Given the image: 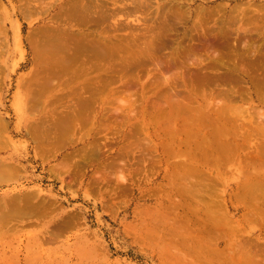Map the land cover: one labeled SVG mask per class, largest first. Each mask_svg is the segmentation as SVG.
I'll use <instances>...</instances> for the list:
<instances>
[{
    "label": "rangeland",
    "instance_id": "1",
    "mask_svg": "<svg viewBox=\"0 0 264 264\" xmlns=\"http://www.w3.org/2000/svg\"><path fill=\"white\" fill-rule=\"evenodd\" d=\"M23 1L0 0V117L7 124L6 149L1 153L3 156L14 157V162L21 163L23 167L21 175L10 185L0 186V199L9 194L24 195L33 192L34 197L30 200L33 209L10 220L9 224L13 225H8L9 230L3 229L4 233L0 235V264H264V213L260 214L264 212V188L253 191L255 194L260 191L253 196L254 200L251 199L254 202L246 199V203L236 198L243 186L249 183L248 172L254 169L247 171L245 165L223 157L220 169L207 168L201 173H195L194 179L202 187L214 191L212 194L217 203L209 209L215 211L216 219L212 220L213 215L208 217L206 212H202L200 216L204 213L203 217H199L195 209L194 214L189 212L191 217L188 218L190 214H187L184 198L174 191L173 182L178 173L189 176L185 180L193 178V173L188 174L180 167L188 163L187 157L175 153L170 155L165 150L169 132L184 129L183 122L175 119L170 105H159L157 111L151 105L144 106L146 99L143 100L141 93H138L143 86L147 90L150 88L146 97L157 100L164 92H168V88H163L161 92L154 89L147 72L149 68L150 73L154 72L158 60L171 63L173 60L181 63L179 67L170 71L164 66L162 71L170 76L180 77L176 82V92L189 104L184 112V120L189 124L198 123L202 112H198L197 116L194 112L200 105L203 107V104L208 103L202 97H210V92L222 89L216 87L224 86L222 90L238 92L235 100L250 110L246 112L249 115L241 120L243 123L246 121L245 126H250L248 121L264 125V116L260 115L261 110L264 111V103L252 87L251 76L234 69L237 62L240 65L243 61L248 65L250 61L256 60L262 65L261 72L257 70L256 74L263 75V59L261 61L244 57L243 60L240 59L241 56H234L228 48H223L220 52L225 56L216 55L218 60L214 54L210 55L213 59L206 55L202 59H187L184 56L186 44L189 46L191 41L180 39L197 27L219 30L233 26L237 30L242 26L249 31L260 28L261 35L257 32L252 36L248 34L244 36L245 40L242 37L243 41L239 44H244L247 40V47L260 46L264 52V0H143L144 5H140L142 8L137 5L142 0H137L138 3L136 0H99L106 1L108 5L106 19L89 28L79 26L81 30H107L116 34V41L134 34L143 42L149 35L148 38H151L150 28H153V33L160 27L168 26L173 32L172 36L164 42H154L156 50L152 54L159 59H150L148 67L132 66L127 73L122 74L140 75L142 82L145 81L129 90H135V94H139L135 109L137 112L131 114L136 116L134 119L124 120L121 115V112L129 114L131 111L127 105L120 103V99L124 97L119 92L123 84L117 79L100 93L95 105V110L99 111L96 113L95 123L84 124L82 129L73 132L74 134L69 133L61 140L55 136L52 139L55 143L51 139L46 140V149L44 146L40 148L28 134L30 128L38 125L35 122L59 117L71 103L77 101L78 96L88 97L90 94H84L79 89L65 88L62 86L64 78L57 79L58 83L50 90L41 89L39 83L35 82L37 75L43 80L45 70L41 65H35L28 37L34 31H40L41 36L51 27V18L56 19L61 4L69 0H57L58 3L55 0H39V4L43 6L33 2L30 8L34 11L25 10L27 3ZM49 4L52 6L49 7ZM33 5L43 9L37 8L38 12ZM117 9L123 12L118 13ZM44 10L46 12H42ZM55 19L54 21L57 20ZM95 26L98 30H95ZM157 41L158 45L155 44ZM241 48L242 44L238 46V50L243 53ZM176 49H179V53L185 51L179 54L183 56L179 61L169 59ZM99 62L102 61L94 59L88 62L85 68L88 73L82 76L79 74V79H94L96 82L99 77L118 78L121 69L115 66H97ZM77 70L82 69L80 67ZM215 75L220 78L216 79ZM64 76L70 78L72 73ZM182 78L184 80L180 81ZM180 94L188 95V98ZM196 94L205 96L198 97ZM192 98L191 102L187 100ZM222 98L216 96L214 100H210V108L221 105ZM123 106L127 108L123 110ZM117 109H120L119 113L116 112ZM158 109H162L159 114ZM144 111L147 113L146 117L141 115ZM107 113L108 122H116L117 118L120 120L122 117V122L118 123L119 130L113 131L115 134L100 129V126L107 123L104 118ZM258 120L260 122L256 123ZM258 138L263 140L264 147V136L263 139L262 136ZM94 143L97 145L93 147ZM98 145L103 146L102 149H97ZM252 152L250 146L244 147L241 159ZM262 172L264 169L261 171L263 175ZM6 193L8 194L5 196ZM219 204L224 205L222 209H219ZM17 225L18 230L12 228Z\"/></svg>",
    "mask_w": 264,
    "mask_h": 264
},
{
    "label": "bare ground",
    "instance_id": "2",
    "mask_svg": "<svg viewBox=\"0 0 264 264\" xmlns=\"http://www.w3.org/2000/svg\"><path fill=\"white\" fill-rule=\"evenodd\" d=\"M55 1H56V3H58L57 0H55ZM23 2H26V1H23ZM33 2H35L39 6H43V5L39 4L40 3L39 0H27V2H26L27 4L26 5L24 4L26 6V8L24 6L25 10H32L33 8H30V7H32ZM136 2L138 3L137 0H136ZM142 2H143V0H142ZM142 2L139 1V3L137 5L143 6L144 2L143 3ZM56 3H54V5ZM115 3H117V1ZM42 4H43V1H42ZM61 5H60L61 7L59 9V15L57 16L58 18L56 17L57 20L55 19V17L51 18V25H52L51 27L47 28L46 31L43 32L41 36H40V33H41L40 31H36V32L34 31V33H31V35H29V37H28L29 42H30L32 49H33V52H34V63H35V65L36 66L41 65L42 69L45 70V74L43 75V80H40V77H37L38 76L37 75L35 78V82L39 83L41 89L50 90V89H53L54 86L58 83L57 79L64 78V81L62 82V86L64 85L65 88L72 89V90L79 89L84 94H88V92H89L90 96H88V97H85L82 95L78 96L77 101L73 104L71 103L70 106L67 108V111L64 114H61L59 117L54 118L53 120H43V121L35 122L36 124L38 123V125H35V126L33 125L32 128H30V130L28 131V134L32 137L33 140H35L37 142V144L39 145L40 148L43 147L47 143L46 140L51 139V141H52L53 137H55V136H57L58 140H61L64 137H66L67 135H70L69 133L72 134L73 132L75 133L77 130L82 129V125L87 124V123H90V124L95 123L96 113H99V111L95 110V105L97 103V100L100 97L99 96L100 93H102L104 90H106L107 87L111 83H113L115 80L118 79L123 84V88L119 92H121V94L124 95V97L122 96V98L120 99V103L127 105L129 107V111H131L129 114H127V113L123 114L121 112V115H122L124 120H125V118H126V120H128V119L132 120L136 117V116L134 117V115H131V114H133V113L135 114L137 112V111H135L136 106L138 104L137 98H139V94L141 93L140 94L141 98H143V100L146 99L145 100L146 105H144V106L149 107L151 105L156 110L157 106H159V105H164V104L170 105V107L173 108L172 113H174L173 116L176 117L175 119L178 122H183L184 129L179 128V129H176V130L169 132V135H168L169 141L166 144L165 150H166L167 154H170V155L172 153L173 154L175 153V155L187 157L188 163H186L185 165L182 164V165H180V167L182 166V168H184L188 174L193 173L192 174L193 178H191L192 176L190 177L192 180L191 179H187L188 181L185 180L189 176H184L185 174H181V173L176 174L174 176L175 179L173 178L174 179L173 183L175 185L174 191L179 193L184 198V203H186V208H187V214H190L191 212L194 214L195 213L194 209H195L198 212L199 217H203L204 213L201 216H200V214L202 212H206V215L208 214L207 215L208 217L210 214L213 215V218L207 217L208 219H211V218H212V220L216 219V217L214 216L215 211H211L212 209H209V207H212L215 205V202L217 203L216 198L212 194L214 191H210L211 189H207L206 187H202L200 182L198 180L194 179L195 178L194 176H196L197 173H201L204 169H207V168H218V169H220V167L222 166V158L223 157H226L227 159H231V160L232 159L236 160L240 165L241 164H243V166L245 165V167L248 169L247 171L254 169L250 173L248 172V174L250 175L249 183L251 182L250 184L249 183L248 184L250 186L248 184H245L243 186V188L241 189V191L236 195L237 199L242 200L243 202L247 203V201H245L246 199L248 201H250L253 198V196H255L256 194H258V192H260V191H258L255 194V192H253V191H255L256 189L258 190V189L264 188V178H263L264 172H262L263 175L261 174L262 169H264V147H263V143H262L263 140L261 141L258 138V137L262 136V139H263L264 135H262L261 133H264V125L262 123H260V124H262L263 126L260 124L256 125V124H254L255 122L253 123L252 121H248V123L250 122L249 123L250 126L249 125L245 126L244 123H246V121H244V123L241 121V120L245 119L244 117L249 115V114L247 115L246 112L248 113V111H250V110L246 109V107H242L241 106L242 103L239 105V103H238L239 101L237 102L235 100V95L238 94V92H236L234 90H230V89L222 90L225 87L224 86L223 87L218 86L216 88H222V89H217V90L210 92L209 93L210 97H206L205 95L200 94L201 96H205L204 98L202 97V99H205L206 102H208V103L206 105L203 104V107L200 105V107H198V110L194 112V115H196V116H197L198 112H199L198 114H200V112H202L200 114V118L198 119V123L195 125V124H189L186 119L184 120V112L187 109V107L189 106V104L186 101V99L180 98L179 93L176 92V87H177L176 82H177V79H179L180 77L179 76L173 77V76H170V74H166L164 71H162V67H164V66L168 67L170 71L176 67H179L180 62L177 63L176 61L174 62L173 60H171L172 63L174 62L172 64L171 62L158 60L159 62L157 63V65H158L157 68L156 69L153 68L154 72L150 73L151 69L150 68L148 69L147 77H148V79L151 78V83H152V85L155 86L154 89L160 90V92H161V90H164L163 88L169 89L168 92H166V93L164 92L163 96L160 95L161 97H159V99L150 100L149 96L146 97V94H147L146 92L150 88H148V90H147V89H145L144 86L141 88V91L138 92L139 94L138 93L135 94V90L132 92L129 91V90L133 89L135 87V85L142 84L145 81L142 82L140 75L126 76V75H122V74L127 73V70L131 69L132 66L137 65L139 67H145V66L149 65V63L151 62L150 59H159V57L154 58V56L152 54V53H155V50H156V46L154 45V42L156 40H162V42H164L166 38H169L170 36H172L173 32H171V30H170L171 28H169L168 26H163V27H160V29L155 30L156 31V32L154 31L155 33L154 32L152 33L153 28H150V29H152V31L149 30L151 32L150 34H152V36H151V38H148L150 35H149V32H147L149 36L147 37V39H143V42L139 41L138 37L135 36L134 34H131L132 36H130V37H132V38H130L128 35V37L130 39L127 37L128 39L122 38L119 41H116L115 40L116 34L115 35L111 34L107 30H105L106 32L102 31V30H98L96 26L94 28H95V30L97 29L98 31H92L91 30V31L87 32L86 30H81L79 28V26H81V27L83 26L84 28L83 27L82 28L85 29V27L89 28V26H91V25L93 26V25L102 23V21H104V19H106V17H107L106 16L107 14H105V11L107 10V6H108V5H106V1L69 0L68 2H66V3L64 2ZM33 6H34V8L36 7L35 10H37V11H38V9L39 10L43 9V7H37L36 5H33ZM51 6L52 5H50L49 7H51ZM47 10H49V9H47ZM117 10L119 11V9H117ZM32 11H34V10H32ZM19 12H21V11H19ZM42 12H46V11L44 10ZM107 12H108V10L106 11V13ZM120 12H123V11H119L118 13H120ZM109 13H108V15H110ZM22 14L24 15V13H22ZM27 17H25V18H27ZM30 19H31V16H30ZM54 19L56 21H54ZM233 21H235V19ZM105 22H107V21H105ZM248 22H251V20ZM201 23H202V21H201ZM241 23H243V22H241ZM124 25H125V23H124ZM255 25H256V23H255ZM76 27H78V29ZM230 27L229 28L224 27V28H221L219 30H215V29L211 30V28H209V29L204 28L203 29V28L197 27V28H194L190 32V34H186L185 37L183 36L184 38L179 36L180 39H182L183 41L185 39L191 41V43L189 42L190 43L189 46H188V44H186L187 50H185L186 52L184 51L185 52V55H184L185 58H187V59H202L203 55H206L207 57H211L210 55L214 54V56L217 59V58H219L217 56L222 55V54H220L221 50L223 48H228V49H231V51H232L231 53L234 56H236V57L241 56L240 59L247 57L248 59L249 58L250 59H257V60L263 59V61H264V52L261 50V47L260 46H258V47H255V46L247 47L248 46L247 40H246V42H244V44L241 43L242 44L241 50H243V53H240V51L238 50V46L241 45V44H239V42H241L242 37L247 36L248 34H250L252 36V34L255 32L260 34L262 32L261 29L260 28H256V29L254 28L253 31H249L246 28H243L242 26L241 27L239 26L240 28H238L237 30H235L233 26H230ZM253 27H254V23H253ZM117 30H119V29H116V31ZM1 31H2V29H1ZM112 31H114V30H112ZM234 33L236 34V36ZM140 39H141V37H140ZM144 40H146V41H144ZM243 40H245V37ZM159 42H161V41H159ZM155 44L158 45V41ZM160 48H161V46H160ZM179 49H180V47H179ZM179 49H176L175 53L173 52L171 54L172 56L169 57V59H175V60L176 59L177 60L182 59L183 56L181 57V55L179 56V54L184 53V52H182L183 51L182 50L179 53V51H178ZM182 49H184V48H182ZM202 49H204L203 53L201 52ZM161 54H163V53L161 52ZM163 55H165V54H163ZM222 56H225V55H222ZM161 57H163V56H161ZM94 59H96V60L99 59L102 61V62H99L98 64H96L97 66H115L118 69H121V73L118 75V78H111V77H103L102 78V77H99L96 82H94V79H92V81L89 80L88 78H84V81H83V79H79L80 75L82 76V75L88 73L85 71L86 64L88 62H92ZM220 60H222V59H220ZM235 60L236 59H234V61ZM237 60H238V58H237ZM103 61H105V62L103 63ZM232 63H234V62H232ZM81 64H83V65L79 66ZM245 64H246V62H245ZM245 64L242 61V63L240 65L237 62V63H235V66L234 65H232V66H234V69H236L240 73H246V74L251 76L252 87L258 93L259 99L264 103V74L263 75H262V73L256 74L257 70L261 72V70H260L262 67L261 62L258 63V61L254 60V61L249 62V64H248L249 66L245 65ZM182 66H183V64H182ZM220 66H221V64H220ZM80 67L82 70H80V71L77 70ZM89 67L90 66H88V68ZM39 70L40 69L37 67V71H39ZM234 72H235V70H234ZM67 73H72V77L69 78L68 76H64ZM216 76L217 75H215V77ZM219 76H221V75H219ZM217 78H220V77H216V79ZM66 79H68V80H66ZM183 80L184 79L182 78L180 81H183ZM221 80H223V79L221 78ZM205 82H203L202 84H205ZM156 90L154 91L155 94H156ZM182 95H184V94H182ZM185 96L186 95H184V97ZM216 96L219 99H221L223 97L222 98V104L218 106V101H217L216 103H217L218 107L211 109L210 108L211 103L209 101L210 100L212 101V99L216 98ZM243 97H244V94H243ZM193 98L195 99V97H193ZM193 98L187 99V100L190 101V100H193ZM220 103L221 102H219V104ZM141 104H142V102H141ZM213 105H215V104H213ZM127 106H123L122 109L125 110L127 108ZM204 106H205V108H204ZM162 109H158L159 110L158 114H159L160 110H162ZM151 110H152V108H151ZM145 111H144V113L141 114L144 117L147 116V113ZM116 112L119 113L120 109H117ZM204 112H205V115L203 114ZM138 113H140V112H138ZM249 113H251V112H249ZM260 113H261L260 115L264 116V111L262 112V110H261ZM257 114H259V113H257ZM137 115L139 116L140 114H137ZM151 115H152V113H151ZM156 116H158V115H156ZM104 118H105V121H107V123L100 126L101 130H104L108 133L109 132L112 133L113 131L119 130L118 129V123L122 122L121 118H120V120L117 118L116 122L115 121L108 122V119H109L108 113L106 114V116ZM259 122L260 121L258 120V122H256V123H259ZM100 129H98V130H100ZM243 129H245L244 132H243ZM6 132H7V124L4 121V119H2L0 117V186L10 185V183L13 182L15 179H17L21 175V172L23 171V167L21 166V163L14 162V160H15L14 157L3 156L1 153L6 149V147H5V142H6L5 141L6 140L5 139V133ZM259 134H260V136H257ZM131 138H133V137H131ZM52 142H54V140ZM38 145H37V147H38ZM95 145H97V144L94 143L93 147ZM135 145L137 146V143ZM56 146H58V145H56ZM140 146H142V145H140ZM246 146H250L252 148L253 152L250 154L248 153L247 156L245 155L246 156L245 159H241V151ZM101 147H103V146H101ZM101 147H99V145H98L97 149L101 148ZM105 147H106V145H105ZM131 147H130V150H131ZM44 148H45V146H44ZM135 148H137V147H135ZM53 149H54V147H53ZM128 149H127V151H130ZM55 150H56V148H55ZM90 150H91V148H90ZM95 150L96 149H94V151ZM44 151H46V150H44ZM92 152L90 154H92ZM88 155H89V153H88ZM65 163H68V162H65ZM123 165H125V164H123ZM67 166H69V165H67ZM106 167H107V165H106ZM241 167H240V169H241ZM118 168H119V166H118ZM246 168H244V169H246ZM104 174H105V172H104ZM95 177H97V176H95ZM251 177L255 178V180H253V178H251ZM93 182H94V180H93ZM99 182H100V180H99ZM7 194L8 193H6L5 196ZM33 197H34V193L30 192V193H28V194L26 193L24 195H22V194L10 195L9 194L6 197H4V198L2 197V199H0V235H1V233H4L3 229H6L8 227V225H10L9 224L11 222L10 220H12L14 218L16 219V217H21L22 215L26 214L28 209H33V207L31 206V201H30ZM218 198H219V196H218ZM223 199H222V201H223ZM252 200H254V199H252ZM252 200H251V202H254ZM219 201H218V203H219ZM223 206L221 204L218 205L219 209H222ZM260 210H262V209H260ZM258 212H260V211H258ZM263 213L264 212H262L260 214H263ZM189 217H191V214L188 216V218ZM223 219H225V218H223ZM12 225H10V226H12ZM15 225L16 224H14V226ZM14 226L12 228L15 230H18L19 225H17L15 228H14ZM8 228H7V230H9ZM183 239H184V236H183ZM185 239H187V238L185 237ZM183 241H186V240H183ZM183 245H184V243H183Z\"/></svg>",
    "mask_w": 264,
    "mask_h": 264
}]
</instances>
